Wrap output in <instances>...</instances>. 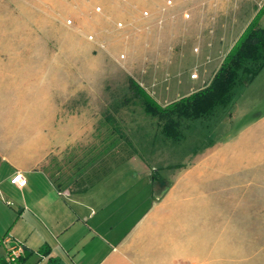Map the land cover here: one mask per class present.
Masks as SVG:
<instances>
[{
	"label": "crops",
	"instance_id": "0c3cea01",
	"mask_svg": "<svg viewBox=\"0 0 264 264\" xmlns=\"http://www.w3.org/2000/svg\"><path fill=\"white\" fill-rule=\"evenodd\" d=\"M6 33L0 43V264H11L5 238L22 246L12 264H182V230L208 228L210 213L217 222L220 215L223 241L230 214L238 213V264H264V111L234 139L166 177L168 188L156 198L154 166L119 158L110 142L103 152L97 126L68 114L59 119L63 88L55 70L69 62H55L62 50H55L52 35ZM127 162L130 168L115 172ZM16 173L25 180L21 188L12 182Z\"/></svg>",
	"mask_w": 264,
	"mask_h": 264
},
{
	"label": "rangeland",
	"instance_id": "374dc122",
	"mask_svg": "<svg viewBox=\"0 0 264 264\" xmlns=\"http://www.w3.org/2000/svg\"><path fill=\"white\" fill-rule=\"evenodd\" d=\"M165 1L0 0V43L7 41L6 32L13 29L52 35L55 50H62L55 52V62H69L68 69L55 70L63 88L59 119L68 114L80 123L97 126L99 138L105 141L103 114L113 98L127 95L128 76L160 106L177 101L210 80L248 23L264 8V0H172V7H165ZM143 11L149 16L144 17ZM185 12L188 19L183 18ZM18 14L21 19L14 20ZM257 24L264 29V11ZM232 101L229 122L220 114L209 123L183 125L177 141L163 140L154 120L139 112L137 105L124 110V130L137 150L135 161L154 167L181 166L163 171L168 177L197 155L234 139L264 111V71L250 84L235 87ZM91 136L86 134L85 139ZM130 164L115 172H125ZM230 216L224 241L220 215L217 222L209 214L208 228L182 230L181 263L238 264V213Z\"/></svg>",
	"mask_w": 264,
	"mask_h": 264
},
{
	"label": "trees",
	"instance_id": "16d2710c",
	"mask_svg": "<svg viewBox=\"0 0 264 264\" xmlns=\"http://www.w3.org/2000/svg\"><path fill=\"white\" fill-rule=\"evenodd\" d=\"M264 8L258 10L247 27L224 56L221 64L210 80L191 94L160 106L142 87L130 76L126 78V94L113 98L103 114L101 126H105L106 139L103 142V152L117 148L118 157L134 156L135 146L125 132L126 121L123 111L137 105L139 112L151 117L155 129L163 140L177 141L182 137L183 125L199 121L209 123L216 117L223 116L231 120L230 110H233V90L237 86L250 84L264 70V29L258 27V16ZM224 110L225 112H217ZM219 121V120H215ZM100 136V135H99ZM181 166L167 165L154 167L151 171V185L159 198L168 188V182L163 171H169ZM20 260V259H19ZM17 260V261H19Z\"/></svg>",
	"mask_w": 264,
	"mask_h": 264
},
{
	"label": "built area",
	"instance_id": "2783aa9c",
	"mask_svg": "<svg viewBox=\"0 0 264 264\" xmlns=\"http://www.w3.org/2000/svg\"><path fill=\"white\" fill-rule=\"evenodd\" d=\"M122 1H126V0H122ZM172 6H173V1L172 0H166L165 1V7H172ZM95 11L96 12H99L100 11V8L99 7H96L95 8ZM142 15L144 17H148L149 16V13L147 11H143L142 12ZM183 18L184 19H188L189 18V14L187 12H185L183 14ZM161 23L162 22L160 21L159 24H161ZM67 24L68 25H71L72 23H71L70 20H68L67 21ZM118 27L121 28L122 27V24L119 23L118 24ZM91 39H92V37H89V40H91ZM12 182L18 188H21L24 185L25 180H24L23 176L20 173H16L15 176L13 177V179H12ZM4 243L6 245L8 262L12 264V263L16 262L20 258L21 254H22V251H23L22 250V246L20 244H13L11 242V239L10 238H5L4 239Z\"/></svg>",
	"mask_w": 264,
	"mask_h": 264
}]
</instances>
